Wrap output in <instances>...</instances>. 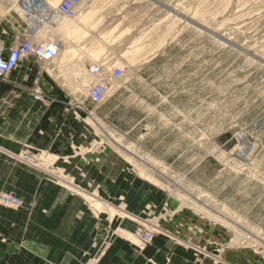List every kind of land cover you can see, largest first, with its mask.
I'll return each mask as SVG.
<instances>
[{"label":"rangeland","instance_id":"1","mask_svg":"<svg viewBox=\"0 0 264 264\" xmlns=\"http://www.w3.org/2000/svg\"><path fill=\"white\" fill-rule=\"evenodd\" d=\"M76 10L80 31L46 25L33 38L76 52L53 62L60 97L79 101L67 109L88 124L97 184H78L37 148L13 158L88 204L98 232L82 264H101L118 241L145 254L159 235L197 246L198 264L236 253L264 264V0H80ZM95 64L109 87L100 103L89 98ZM20 199L0 208L32 209Z\"/></svg>","mask_w":264,"mask_h":264},{"label":"crops","instance_id":"2","mask_svg":"<svg viewBox=\"0 0 264 264\" xmlns=\"http://www.w3.org/2000/svg\"><path fill=\"white\" fill-rule=\"evenodd\" d=\"M1 1L0 42L5 54L26 31L30 30L33 37L44 26L55 28L57 24L56 0H17L14 9ZM55 65L52 60L48 64L51 68L42 73V91L52 97L47 102L35 100L30 91L39 68L31 56L0 80V189L32 205L31 210L0 208V264H82L93 250L98 232V221L82 197L70 194L13 158L37 148L48 162L65 170L78 184H97L96 171L102 168L82 147L83 140L90 137L88 124L80 121L82 117L76 110L67 109L79 106V101L60 97L64 86ZM106 178L105 175L101 185L107 186ZM105 219L100 225L107 224ZM125 224L131 226L133 222L127 220ZM123 244L114 243L101 264H198L194 251L197 246L180 244L168 235L156 236L142 255ZM229 259L230 264H250L237 253Z\"/></svg>","mask_w":264,"mask_h":264},{"label":"built area","instance_id":"3","mask_svg":"<svg viewBox=\"0 0 264 264\" xmlns=\"http://www.w3.org/2000/svg\"><path fill=\"white\" fill-rule=\"evenodd\" d=\"M80 0H61L55 9V12L66 18H74L77 14L76 7ZM49 18L45 19L47 22ZM30 30L26 31L29 34ZM50 43L33 41L30 35H24L23 38L18 39L13 46L10 47L9 52L5 54V49L0 46V78H5L11 71L15 70L20 62L27 56H31L38 63L39 70L42 72L47 65L56 58L58 50L55 46L57 44L53 40ZM89 72L93 76L94 82L89 89V98L95 103H100L104 100L108 93V80L105 68L102 65H91ZM114 76L118 77L122 74L121 68L114 70ZM40 77H35L33 86L30 88L34 98L37 101L43 102L45 97L40 91ZM7 206L10 208H18L22 205V200L9 193L0 191V206ZM261 258L264 261V253Z\"/></svg>","mask_w":264,"mask_h":264},{"label":"bare ground","instance_id":"4","mask_svg":"<svg viewBox=\"0 0 264 264\" xmlns=\"http://www.w3.org/2000/svg\"><path fill=\"white\" fill-rule=\"evenodd\" d=\"M79 3H80V1H79ZM21 8H22V6H21ZM54 14H55L54 15V19H55L54 21H55V23H57L55 28L57 27V30L60 33H62V31H63V34L64 33H66V34L72 33L74 31L78 32V30H79V29L77 30L78 26L76 25V23L71 18L62 17V16L58 15L55 11H54ZM80 28H81V26H80ZM81 34H82V32H81ZM81 34H79V35H81ZM31 38L33 41L50 43L49 40L37 39V38H33L32 36H31ZM53 46L56 47V49L58 50V52H57L58 54H57L56 58H60V60L63 63H69L70 61H72V59L74 58L73 56L76 54L75 50L72 49L70 47V45L68 46L64 42L60 43V45L58 47L55 46L54 44H53ZM74 64H76V63H74ZM72 66H74V65H72ZM86 77L87 76H84L82 79H80L82 81H80L78 78L76 82H79L80 84H84L83 82H86L88 80Z\"/></svg>","mask_w":264,"mask_h":264},{"label":"water","instance_id":"5","mask_svg":"<svg viewBox=\"0 0 264 264\" xmlns=\"http://www.w3.org/2000/svg\"><path fill=\"white\" fill-rule=\"evenodd\" d=\"M37 3L39 2V0H35Z\"/></svg>","mask_w":264,"mask_h":264}]
</instances>
